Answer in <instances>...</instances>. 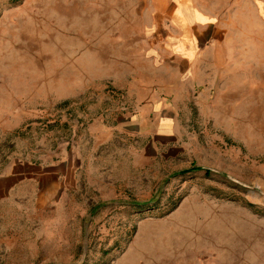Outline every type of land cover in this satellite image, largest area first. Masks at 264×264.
I'll use <instances>...</instances> for the list:
<instances>
[{"label":"rangeland","instance_id":"rangeland-1","mask_svg":"<svg viewBox=\"0 0 264 264\" xmlns=\"http://www.w3.org/2000/svg\"><path fill=\"white\" fill-rule=\"evenodd\" d=\"M15 161L0 264H264V0H0Z\"/></svg>","mask_w":264,"mask_h":264},{"label":"crops","instance_id":"crops-1","mask_svg":"<svg viewBox=\"0 0 264 264\" xmlns=\"http://www.w3.org/2000/svg\"><path fill=\"white\" fill-rule=\"evenodd\" d=\"M204 14L199 11V27L204 24H209L207 19L204 18ZM54 168L44 169V167H37L32 163L23 161H15L4 172H0V200L6 198L8 194L17 187L20 182L29 178V176H35L37 180H43L44 176L52 172Z\"/></svg>","mask_w":264,"mask_h":264},{"label":"trees","instance_id":"trees-1","mask_svg":"<svg viewBox=\"0 0 264 264\" xmlns=\"http://www.w3.org/2000/svg\"><path fill=\"white\" fill-rule=\"evenodd\" d=\"M207 173L209 174V171H207ZM156 203H157V201H155V204H156ZM146 204H148V203H146ZM146 204H145V205H146ZM145 205H144V206H145ZM139 206H143V205H139Z\"/></svg>","mask_w":264,"mask_h":264},{"label":"bare ground","instance_id":"bare-ground-1","mask_svg":"<svg viewBox=\"0 0 264 264\" xmlns=\"http://www.w3.org/2000/svg\"><path fill=\"white\" fill-rule=\"evenodd\" d=\"M190 12V11H189ZM157 15V14H156ZM187 17V16H186ZM161 18V17H160ZM156 19V18H155ZM159 19V18H158ZM161 23V22H160ZM162 26V25H161ZM162 30V27L160 28ZM166 32V31H165Z\"/></svg>","mask_w":264,"mask_h":264}]
</instances>
